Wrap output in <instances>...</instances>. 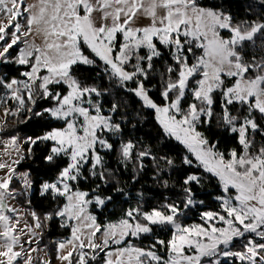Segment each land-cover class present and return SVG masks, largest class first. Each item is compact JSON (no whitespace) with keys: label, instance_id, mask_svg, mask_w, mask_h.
<instances>
[{"label":"snow or ice","instance_id":"obj_1","mask_svg":"<svg viewBox=\"0 0 264 264\" xmlns=\"http://www.w3.org/2000/svg\"><path fill=\"white\" fill-rule=\"evenodd\" d=\"M50 253L264 264V0H0V264Z\"/></svg>","mask_w":264,"mask_h":264},{"label":"trees","instance_id":"obj_2","mask_svg":"<svg viewBox=\"0 0 264 264\" xmlns=\"http://www.w3.org/2000/svg\"><path fill=\"white\" fill-rule=\"evenodd\" d=\"M33 167L36 168V165H33ZM21 170H23V169H21ZM40 174L43 175L42 166L40 168ZM31 199H32L31 208L36 210L38 213H41L47 209V207H48L47 202L42 197H40L38 195V193H33ZM19 205H21L24 208V211L28 209V205H26V204H23V205L19 204ZM60 231L61 230H59L58 228L53 226L51 233H49L46 236L45 242H48V241L53 240V239L61 238ZM65 235H67V234L65 233ZM50 255L53 256V259H54V253H50Z\"/></svg>","mask_w":264,"mask_h":264},{"label":"rangeland","instance_id":"obj_3","mask_svg":"<svg viewBox=\"0 0 264 264\" xmlns=\"http://www.w3.org/2000/svg\"><path fill=\"white\" fill-rule=\"evenodd\" d=\"M29 2H31V0H29ZM12 203L16 204V206L20 208L22 212L24 211V208L21 205L17 204L15 201H13ZM54 264H59V262L54 260Z\"/></svg>","mask_w":264,"mask_h":264}]
</instances>
